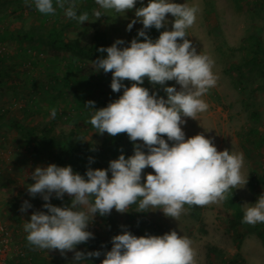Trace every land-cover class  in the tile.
<instances>
[{
    "label": "clouds",
    "instance_id": "1",
    "mask_svg": "<svg viewBox=\"0 0 264 264\" xmlns=\"http://www.w3.org/2000/svg\"><path fill=\"white\" fill-rule=\"evenodd\" d=\"M137 3L95 0L98 7L90 14L79 11L77 0H25L27 7L34 6L45 16L62 10L81 28L86 21L95 22L110 14L114 19L126 18L130 11L134 17L126 30L142 24L130 42L117 38L110 46L99 47L97 51L106 56L91 60L89 65V73H111L110 87L117 93L123 89L122 95L101 108H96L94 100L84 103L90 112L87 123L94 129L92 133L112 137L127 134L133 154L126 157L121 149L107 168L91 167L95 158L89 157L84 175L71 165L55 163L37 165L26 175L32 181L25 183L28 195L44 202L43 210L31 211L30 219L24 220L28 245L34 250L58 251L65 258L71 252L68 264H93V258L102 255L100 264H198L193 241L176 230L136 236L121 224L122 231L111 237L110 250L102 245L101 249L82 251L78 245L95 239L90 225L97 216H109L113 209L120 214L160 210L165 217L180 222L192 207L223 202L232 197L234 189L247 184L242 152L218 150L214 138L203 132L186 137L182 127L187 118L200 122L201 114L209 109L203 97L218 82L213 72L215 60L197 52L189 39L188 29L197 21L199 6L175 0H148L146 5L139 0V7ZM152 28L163 29L155 40L148 35ZM145 79L152 91L143 86ZM170 81L175 83L169 85ZM159 89L165 96L159 95ZM56 114L52 108L51 119ZM76 139L89 141L82 136ZM92 150H96L94 145ZM147 168L153 171L145 173ZM66 195L70 203L58 206L51 202L53 198L64 201ZM32 208L26 199L19 211L28 214ZM242 223H264V194L244 209Z\"/></svg>",
    "mask_w": 264,
    "mask_h": 264
},
{
    "label": "rangeland",
    "instance_id": "2",
    "mask_svg": "<svg viewBox=\"0 0 264 264\" xmlns=\"http://www.w3.org/2000/svg\"><path fill=\"white\" fill-rule=\"evenodd\" d=\"M143 2L146 5L148 0ZM175 2L199 6L197 21L188 29L189 39L197 52L215 60L213 72L218 77L216 87L203 97L209 109L201 114L200 122L187 118L182 127L186 137L203 132L214 138L218 150L242 152L245 157L242 172L248 176L247 184L234 189L232 197L223 202L192 207L180 222L165 217L160 210L120 214L113 209L109 216H97L90 225L89 230L99 237L94 246L101 249L106 245L110 250L111 237L122 231L123 224L136 236L163 235L170 230L187 235L198 251V264H231L232 259L243 260V264H264V223L256 226L242 223L236 228L231 220L232 208L237 206L243 216L244 209L264 194V0ZM77 3L80 12L90 14L98 7L95 0H77ZM133 17L131 11L126 18L114 19L110 14L95 22L86 21L81 28L68 20L62 10L58 9L54 16H45L34 6L27 7L25 0H0V48H4L0 53V217L8 224L14 226L12 217L17 214L29 217L19 211L23 200L33 205L29 212L43 210V200L32 199L26 191L25 183H32L26 175L37 165L55 163L54 148L36 137L24 139L21 128L52 125L55 140L61 144L82 136L89 140L85 142L91 148L93 145L98 148L107 133L102 136L92 133L94 129L87 123L90 112L84 103L94 100L96 108L105 107L123 93V89L118 93L112 91L111 73L102 70L89 73L91 60L51 47L44 38L51 31L52 37L77 40L88 47L95 43L107 47L117 38L127 43L142 27L138 22L130 32L126 30ZM169 19H173L170 14ZM16 31L42 35L43 39L18 40L13 36ZM254 52L259 53L256 60L262 63H252ZM124 83L131 85L130 81ZM143 86L153 90L147 79ZM159 95L165 96L162 89ZM52 108L57 110L55 119L50 117ZM124 140L132 145L127 134ZM51 202L61 206L70 203V198L66 195L64 201L53 198ZM72 256L69 252L68 262ZM103 258V255L93 258V264H100ZM18 261L14 257L10 264H29L23 259Z\"/></svg>",
    "mask_w": 264,
    "mask_h": 264
},
{
    "label": "trees",
    "instance_id": "3",
    "mask_svg": "<svg viewBox=\"0 0 264 264\" xmlns=\"http://www.w3.org/2000/svg\"><path fill=\"white\" fill-rule=\"evenodd\" d=\"M148 35L151 38L158 37L160 35V31L152 28ZM13 36L22 41H40L43 39L42 35H36L31 32L24 31H16ZM51 34V31L48 32L45 42L49 44L51 47H55L62 50H68L71 53L81 56L83 58H87L89 60H95L97 57L106 56V53H100L97 49L103 45L95 43L92 47H88L82 42L77 40H65L61 36H54ZM255 57L251 59L252 63H259L257 61L258 52H254ZM260 63H262L260 61ZM77 73L79 70H74ZM251 131V130H250ZM22 137H36L37 139H41L42 143L54 148L53 152V161L57 165L65 166L71 165L74 170L79 172L81 175H84L86 169L88 167V158L94 157L95 162L91 165L93 168H107L108 163L111 159L118 158L121 149L124 154L130 156L133 154V145L125 143V134H119L116 137L105 135L100 146L95 148L93 151L91 146L87 144L85 141L75 140L68 144H61L60 142L55 140V128L50 125L44 128H21ZM233 204L235 203V199L232 200ZM233 216L231 217L233 226L237 228L238 225L242 224L243 216L240 214L237 206L232 208ZM256 226V225H255ZM99 241V237L95 236V239L90 240L87 244L78 245L79 248H88L90 250L100 249L97 245ZM231 264H243V260L232 259Z\"/></svg>",
    "mask_w": 264,
    "mask_h": 264
},
{
    "label": "crops",
    "instance_id": "4",
    "mask_svg": "<svg viewBox=\"0 0 264 264\" xmlns=\"http://www.w3.org/2000/svg\"><path fill=\"white\" fill-rule=\"evenodd\" d=\"M30 213L31 212L28 213L29 217L27 218H24L22 216L20 217L19 214H15L16 217H12V220L14 222L13 227L15 228V248H17V250H20L21 253L14 254L10 260L12 261L14 257H16L19 260L18 262L23 259L26 261V263L29 264H49L51 262H55L56 264H68V255L67 258H65L62 257L58 251L47 252L34 250L28 245V242L26 240V233L23 230V224L25 223L24 220L30 219Z\"/></svg>",
    "mask_w": 264,
    "mask_h": 264
},
{
    "label": "built area",
    "instance_id": "5",
    "mask_svg": "<svg viewBox=\"0 0 264 264\" xmlns=\"http://www.w3.org/2000/svg\"><path fill=\"white\" fill-rule=\"evenodd\" d=\"M4 48H0V53ZM20 253L15 248V228L0 217V264H10L14 254Z\"/></svg>",
    "mask_w": 264,
    "mask_h": 264
}]
</instances>
